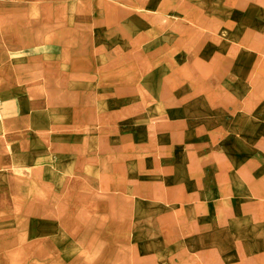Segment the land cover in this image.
Segmentation results:
<instances>
[{
  "label": "rangeland",
  "instance_id": "rangeland-1",
  "mask_svg": "<svg viewBox=\"0 0 264 264\" xmlns=\"http://www.w3.org/2000/svg\"><path fill=\"white\" fill-rule=\"evenodd\" d=\"M118 1L99 0L95 9L98 26L114 28L124 44L97 50L100 75L114 72V98L84 99L83 117L99 139L123 142L114 149L116 167L146 204L150 243L132 264L161 262L148 252L156 244L170 250L174 241L207 260L264 264V50L231 36L240 29L249 39L258 15L243 14L237 0ZM107 55L113 58H101ZM82 246L83 264L91 253L96 264H111L104 257L112 243L84 237ZM74 250L68 244L66 256ZM25 258L2 264L34 263Z\"/></svg>",
  "mask_w": 264,
  "mask_h": 264
},
{
  "label": "crops",
  "instance_id": "crops-1",
  "mask_svg": "<svg viewBox=\"0 0 264 264\" xmlns=\"http://www.w3.org/2000/svg\"><path fill=\"white\" fill-rule=\"evenodd\" d=\"M237 1L245 5L243 14L258 15L260 23L256 29L249 26V39L237 29L233 40H249L252 49L264 50V0L260 5ZM98 4L0 0V264L24 254L32 264H83L84 237L91 243H112L104 257L111 264H132L136 254H147L146 204L125 185L115 164L114 149L123 142L99 139L95 126L83 117L84 99L114 98V69L100 75L97 50L106 44L108 52L124 46L116 42L114 28L98 26ZM201 24L213 28L209 21ZM219 32L227 38L225 28ZM92 108L99 115L98 103ZM68 244L75 249L69 257ZM179 244L174 241L170 250L154 245L150 259L161 262L149 264H227L226 258L207 260L194 247L185 252ZM97 260L91 253L90 264ZM247 264H259L258 259L251 257Z\"/></svg>",
  "mask_w": 264,
  "mask_h": 264
},
{
  "label": "built area",
  "instance_id": "built-area-1",
  "mask_svg": "<svg viewBox=\"0 0 264 264\" xmlns=\"http://www.w3.org/2000/svg\"><path fill=\"white\" fill-rule=\"evenodd\" d=\"M2 117V99L0 97V118Z\"/></svg>",
  "mask_w": 264,
  "mask_h": 264
}]
</instances>
